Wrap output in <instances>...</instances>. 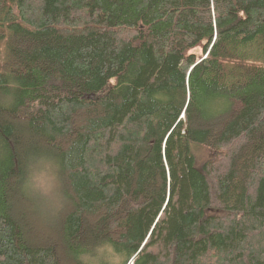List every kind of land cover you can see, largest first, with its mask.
<instances>
[{"label": "trees", "instance_id": "trees-1", "mask_svg": "<svg viewBox=\"0 0 264 264\" xmlns=\"http://www.w3.org/2000/svg\"><path fill=\"white\" fill-rule=\"evenodd\" d=\"M39 153L55 218L20 189ZM105 238L131 264H264V0H0V264Z\"/></svg>", "mask_w": 264, "mask_h": 264}, {"label": "clouds", "instance_id": "clouds-1", "mask_svg": "<svg viewBox=\"0 0 264 264\" xmlns=\"http://www.w3.org/2000/svg\"><path fill=\"white\" fill-rule=\"evenodd\" d=\"M20 189L34 199L42 215L55 218L65 200L56 158L46 153L28 156ZM74 259L76 264H131L124 248L108 238L81 246Z\"/></svg>", "mask_w": 264, "mask_h": 264}, {"label": "rangeland", "instance_id": "rangeland-1", "mask_svg": "<svg viewBox=\"0 0 264 264\" xmlns=\"http://www.w3.org/2000/svg\"><path fill=\"white\" fill-rule=\"evenodd\" d=\"M195 52H196L197 54H199V51H197V50H196ZM31 206H32V205H31ZM31 206H30V207H31ZM32 207H33V206H32ZM32 207H31V210H32V212H33V211H35V216H36V217H37V216H39V217H40V215H39L38 211H37V210H35V209H34V207H33V208H32Z\"/></svg>", "mask_w": 264, "mask_h": 264}]
</instances>
